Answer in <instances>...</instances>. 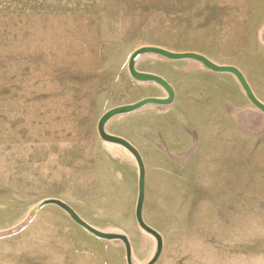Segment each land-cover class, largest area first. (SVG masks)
<instances>
[{
  "label": "rangeland",
  "instance_id": "1",
  "mask_svg": "<svg viewBox=\"0 0 264 264\" xmlns=\"http://www.w3.org/2000/svg\"><path fill=\"white\" fill-rule=\"evenodd\" d=\"M147 46L234 66L264 104V0H0V264H128L122 241L40 207L54 199L125 235L133 264L154 258L137 160L98 132L109 110L168 96L130 75ZM136 69L175 90L105 127L142 156L155 264H264V113L197 61L143 55Z\"/></svg>",
  "mask_w": 264,
  "mask_h": 264
},
{
  "label": "water",
  "instance_id": "2",
  "mask_svg": "<svg viewBox=\"0 0 264 264\" xmlns=\"http://www.w3.org/2000/svg\"><path fill=\"white\" fill-rule=\"evenodd\" d=\"M143 55H157V56H161L171 61L194 60V61L201 63L205 68H207L208 70L214 73L233 74L240 82L249 101L263 113H264V104L261 101H259L258 98L255 96L244 74L238 68L231 66V65H224V66L218 65L212 62L210 59H208L202 54L195 53V52H173V51H169V50H166L160 47L147 46V47L139 48L131 55L130 60H129L130 75L139 82H145V83L153 82V83L158 84L167 92L168 96L166 98L149 97V98H145L134 104L118 106L116 108L109 110L101 117L98 123V132H99L100 137L104 141L108 143L120 145L126 148L137 160V163L140 169V175H139V195H138V202H137V208H136V219L140 227L147 233L154 236L157 240L156 255L148 263V264H155L162 253L163 241H162V236L158 232H156L155 230L147 226L143 220V207H144V202H145L146 170H145V165H144L142 156L140 152L126 139L109 134L108 132H106V129H105L106 124L116 116L129 114V113L135 112L149 105L169 106L174 102L175 90L167 80H165L163 77L159 75L140 72L136 69V62ZM47 204H54L62 208L76 224H78L79 226L87 230L90 234L94 235L95 237L99 239H103L107 241H113V240L122 241L127 247V263L133 264L130 242L125 235L116 234V233H106V232L97 230L96 228L88 224L86 221H84L72 207H70L68 204H66L63 201L56 200V199L46 200L41 203L40 207L47 205Z\"/></svg>",
  "mask_w": 264,
  "mask_h": 264
},
{
  "label": "trees",
  "instance_id": "3",
  "mask_svg": "<svg viewBox=\"0 0 264 264\" xmlns=\"http://www.w3.org/2000/svg\"><path fill=\"white\" fill-rule=\"evenodd\" d=\"M157 56V55H156Z\"/></svg>",
  "mask_w": 264,
  "mask_h": 264
}]
</instances>
